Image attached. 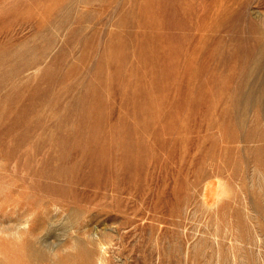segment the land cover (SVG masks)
Listing matches in <instances>:
<instances>
[{
  "label": "rangeland",
  "instance_id": "obj_1",
  "mask_svg": "<svg viewBox=\"0 0 264 264\" xmlns=\"http://www.w3.org/2000/svg\"><path fill=\"white\" fill-rule=\"evenodd\" d=\"M0 264H264V0H0Z\"/></svg>",
  "mask_w": 264,
  "mask_h": 264
},
{
  "label": "bare ground",
  "instance_id": "obj_2",
  "mask_svg": "<svg viewBox=\"0 0 264 264\" xmlns=\"http://www.w3.org/2000/svg\"><path fill=\"white\" fill-rule=\"evenodd\" d=\"M0 260H2V259H0Z\"/></svg>",
  "mask_w": 264,
  "mask_h": 264
}]
</instances>
